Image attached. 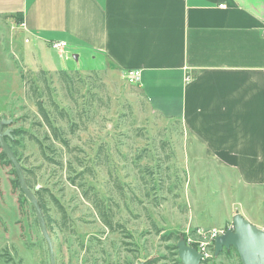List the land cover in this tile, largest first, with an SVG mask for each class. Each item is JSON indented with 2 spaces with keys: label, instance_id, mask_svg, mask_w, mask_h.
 <instances>
[{
  "label": "rangeland",
  "instance_id": "1",
  "mask_svg": "<svg viewBox=\"0 0 264 264\" xmlns=\"http://www.w3.org/2000/svg\"><path fill=\"white\" fill-rule=\"evenodd\" d=\"M23 38L0 17V119L11 121L12 149L27 170L31 191L40 192L56 264H138L154 258L172 264L174 241L164 240L169 234L201 240L231 226L232 214L243 209L252 225H264V193L243 189L235 174L194 154L183 126L152 112L137 85L83 57L82 70L64 67L68 89L60 71L41 70L21 51L30 46ZM32 87L78 152L50 139L28 92ZM49 93L79 122L74 134L51 109ZM75 156L93 171L73 184L82 170ZM13 180L11 167L0 161V264H50L34 212L13 189ZM81 182L93 190L89 196L94 192L103 201L114 232L84 198ZM211 264L237 262L218 256Z\"/></svg>",
  "mask_w": 264,
  "mask_h": 264
},
{
  "label": "crops",
  "instance_id": "2",
  "mask_svg": "<svg viewBox=\"0 0 264 264\" xmlns=\"http://www.w3.org/2000/svg\"><path fill=\"white\" fill-rule=\"evenodd\" d=\"M15 14L41 70H82L83 57L139 70L149 108L183 126L194 154L264 193V0H0L12 31Z\"/></svg>",
  "mask_w": 264,
  "mask_h": 264
},
{
  "label": "water",
  "instance_id": "3",
  "mask_svg": "<svg viewBox=\"0 0 264 264\" xmlns=\"http://www.w3.org/2000/svg\"><path fill=\"white\" fill-rule=\"evenodd\" d=\"M11 121L0 119V150L10 162L19 187L26 201L31 205L43 240L46 242L50 264H56L53 246L49 237L45 219L38 200L27 186L22 167L14 153L9 148L6 138H12L11 130L7 129ZM177 254L181 264H200L199 252L188 246L184 239L176 244ZM233 248L240 260V264H264V230L252 225L239 213L232 218V228L214 240V257H218L223 250Z\"/></svg>",
  "mask_w": 264,
  "mask_h": 264
},
{
  "label": "trees",
  "instance_id": "4",
  "mask_svg": "<svg viewBox=\"0 0 264 264\" xmlns=\"http://www.w3.org/2000/svg\"><path fill=\"white\" fill-rule=\"evenodd\" d=\"M11 17L14 19L15 23H17V24H21L22 23L21 16L15 14V15H13ZM41 73L43 75H45L43 71H41ZM59 76H60V79L63 82V84L68 89H70V85H69L70 78L68 77V75L66 74V72L65 71H60L59 72ZM47 89L49 90V86H47ZM28 92L31 95V99L33 100V102H34V104H35V106L37 108V111H38V113H39V115H40V117H41L44 125L46 126L48 132H49L50 139L53 140V141H56V142L60 143L63 148H65L67 150L69 149L71 152L72 151H77L78 152L79 151L78 149H76V148H70L69 147V142H68V140L66 138H64L62 130L59 127H56L54 125L53 120L51 118V114L49 113V111L47 110L46 106L44 105V103L42 101V93L38 90V88L37 87H32L31 90H30V88H28ZM49 96H50L49 98H50V107H51V109L53 110V112L55 113V115H57V117L60 120L61 119H66L67 124H68V127H69V132L71 134H74L75 131H77V130L80 129L79 128L80 124L79 125L77 124L79 122H75L72 119H70V115L64 109H60L58 107V105L54 102V100H52L50 93H49ZM12 134L14 135L15 133L13 132ZM12 141L13 140L11 138H6V142H7L8 146H9V148L11 149V151L14 153V155L17 158V160L19 161L16 153L12 149V146H11ZM41 150H42V147H41ZM41 152L44 155L43 151H41ZM0 161L2 163H4V165H7V166L11 167L12 175L14 176V180L12 182L13 189L19 190V192H20V198H22V200L24 202L28 203L26 201V199L24 198L23 194L20 191V187H19V184H18L16 175H15V172H14V170H13L10 162L7 160V158L5 157V155L3 153H1V152H0ZM74 161L76 163L75 165H77L82 170L79 171L76 174V176H74L76 178H73L71 180L73 184H75V182H74L75 179H80L82 181L84 175L85 176L87 174L90 175V173L93 171L92 166H90V167L85 166L83 164V162L81 160H79V158H77V156H75ZM69 167H72V163L69 165ZM22 170H23V173H24V176H25V180H26L27 186L31 190L30 183H29L28 178H27V175H26L27 170L24 169V167H22ZM72 171H75V170H72ZM78 185L82 189V193H83L84 198L87 199V200H89V201H91V203L95 207V209H96L99 217L101 218V221H102V224L104 225V227H106L109 231L114 232L115 231V227H114V224H113V221H112V215H110L108 213V210H105L106 208H105V205H104L103 201L100 200V198L94 192L91 194V196H89V191H93L90 187H87L86 189L82 188V187H84V185H83L82 182L79 183ZM39 193L40 192L34 193V195H35V197L38 200L39 206H40V208L42 210V213H43V216H44L45 213H46L45 206H44V204L42 202V199L40 198V195H38ZM30 207H31V205H30ZM31 209H32V207H31ZM32 211H33V209H32ZM44 219H45V216H44ZM36 223H37V221H36ZM118 227H120V226H118ZM164 240L165 241H172L173 240L174 241V245L172 246L171 249L172 250H176V244H177V242L179 240L178 239V236H173L172 234H169L166 237H164ZM221 257H226V258H228V257L231 258L232 257L233 260H235L237 262V264H240L239 257H238L236 251L233 248H231L228 251L227 250H223L219 254V258H221Z\"/></svg>",
  "mask_w": 264,
  "mask_h": 264
},
{
  "label": "built area",
  "instance_id": "5",
  "mask_svg": "<svg viewBox=\"0 0 264 264\" xmlns=\"http://www.w3.org/2000/svg\"><path fill=\"white\" fill-rule=\"evenodd\" d=\"M23 25L20 24L18 27H12V29L16 30L22 28ZM16 28V29H15ZM26 42H28L26 40ZM66 43L64 42H56L52 44V47L58 52L59 56H62V50L65 48ZM123 78L129 85H138L141 74L139 70H132L126 72L123 75ZM228 228H232V225ZM226 228V229H228ZM226 229L216 231L212 230L209 234L205 235L201 240H192L190 238L186 239L185 242L188 246L195 248L200 256V264H211L214 260V240L217 236L225 233Z\"/></svg>",
  "mask_w": 264,
  "mask_h": 264
},
{
  "label": "flooded vegetation",
  "instance_id": "6",
  "mask_svg": "<svg viewBox=\"0 0 264 264\" xmlns=\"http://www.w3.org/2000/svg\"><path fill=\"white\" fill-rule=\"evenodd\" d=\"M173 253H172V257H175L174 260H172V264H181L180 262V259L178 257V254H177V248L176 250H172ZM161 260L159 258H154V259H149V260H146V261H142L138 264H160ZM127 264H130V263H127Z\"/></svg>",
  "mask_w": 264,
  "mask_h": 264
}]
</instances>
